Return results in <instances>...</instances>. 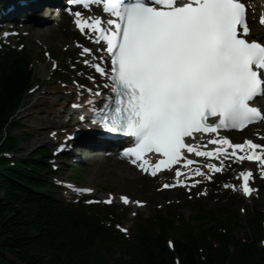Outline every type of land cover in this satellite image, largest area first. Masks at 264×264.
I'll use <instances>...</instances> for the list:
<instances>
[{
  "label": "snow or ice",
  "instance_id": "snow-or-ice-1",
  "mask_svg": "<svg viewBox=\"0 0 264 264\" xmlns=\"http://www.w3.org/2000/svg\"><path fill=\"white\" fill-rule=\"evenodd\" d=\"M70 3L85 8L103 4L104 12L114 17L103 20L97 15L85 19L80 11L75 12L80 31L87 28L93 33L91 39L98 44L105 41L106 53L110 54L109 64L92 65L107 81L104 87L108 91L80 85L92 93L83 100L90 109L87 116L84 112L79 116L83 126L98 125L109 133L134 137V146L125 149L124 155L134 157L132 163L140 162L145 172L151 169L152 175L181 161L192 165L194 161L185 155V150L220 160L219 165L208 162L207 167L214 172L223 170L226 158L238 163L245 159L261 162L264 170V144L247 138L242 143H233L219 131L243 129L250 123L264 121V111L252 103L264 95V42L248 38L251 28L246 0H70ZM261 22L264 23V16ZM90 52L92 49L84 48V54ZM83 62L91 63L89 59ZM205 133L214 135L206 137ZM205 140L215 147L202 150L200 141ZM149 152L160 154L155 164L145 158ZM188 171L203 174L209 180L213 178L201 167ZM180 175L176 169L177 184L185 183L179 179ZM239 176L243 179V192L250 195L252 170L240 171ZM122 199L129 202L128 196ZM106 202L112 203L111 194Z\"/></svg>",
  "mask_w": 264,
  "mask_h": 264
},
{
  "label": "trees",
  "instance_id": "trees-1",
  "mask_svg": "<svg viewBox=\"0 0 264 264\" xmlns=\"http://www.w3.org/2000/svg\"><path fill=\"white\" fill-rule=\"evenodd\" d=\"M29 62L23 52L0 51V264H264V245L234 236L233 215L206 226L159 214L128 240L84 205L55 199L47 149L5 154L20 150L10 128L31 84ZM254 223L262 237L260 217Z\"/></svg>",
  "mask_w": 264,
  "mask_h": 264
},
{
  "label": "rangeland",
  "instance_id": "rangeland-1",
  "mask_svg": "<svg viewBox=\"0 0 264 264\" xmlns=\"http://www.w3.org/2000/svg\"><path fill=\"white\" fill-rule=\"evenodd\" d=\"M258 1L261 3L262 0ZM45 6L44 4L41 7L45 8ZM40 9L42 10V8ZM43 14L44 13H41L40 15L43 18H48V14ZM50 18L52 20V17ZM73 21L71 16L64 15L60 21L53 20L51 22H54L52 25H55L57 30L59 27L64 29L71 28L74 23ZM32 27L33 26L28 23L22 24V29H12L20 38V41L18 40L17 43H15L16 38H18L17 36L13 38L8 37L13 46L19 47V42L24 44V48L31 57L33 80L34 83H36L31 92L24 98L21 107L17 110L16 116L19 122L18 125L10 128L11 134L20 137V155H26L30 152L38 151L39 149L49 148L53 155L56 153L57 156H60L61 159L52 158V160L59 168L56 177L61 181L62 187L75 184V186L72 187L75 188L77 186V189L88 187L92 189L91 192H78L74 190L71 196L76 199L82 196L99 198L111 194V196L119 199L120 202L123 196H128L132 202L141 201V208L137 209L135 215L132 217H130L131 208H125L123 204L117 205L118 203L115 204V206L118 207V211L115 213L116 216L112 215V217H110L108 215L110 219L107 224H109V222L120 223L122 224L120 227L126 228L127 231L129 230L128 234L132 233L137 223H141L142 219L156 213V209L159 208L169 211L175 216L181 214L182 219L190 223L192 220L193 224L206 223L212 226L219 225L222 214L234 212L239 216L240 223V226L235 229V236L240 239H248L250 237L256 238L254 232L251 229L248 230L246 227L248 224L247 219L251 211L256 207L264 211V183L260 184V186L257 185V191L254 193V196L246 197L241 195L235 190L239 182L236 177L239 170H236L235 163L225 166L222 171L214 172L210 170L209 174L213 176L210 180L202 175L206 184L196 189L192 188L191 190H185V192L177 190L171 194L163 188V182L160 187L165 191L159 190L161 192H157V187L154 183L156 181L155 179L145 175L141 176L122 167V165L126 166V163L120 164L121 162L110 161L105 158L100 159L98 157L94 159L92 158L93 156H89L91 152L84 150L82 147H79V151L82 150L80 155L83 157L80 162L74 163L68 154L64 155L57 151L58 146H56V142H59L61 137L53 136V138H51L52 134L48 131L49 127L46 126L52 117H37V115H40V108H42L40 105L42 104L33 105V103L37 99H51L52 96L43 93H50V90L53 88L62 91L64 89L62 85L71 84L75 79L80 82L90 80L89 73L91 71L85 69L89 77L82 73V70H84L83 67H85L83 62L85 59L79 57L81 52L80 46L64 51L63 47L64 44H67L66 41H64L62 45V43H58L55 37L51 39L39 38V36H36V31L32 32ZM28 29H30V33ZM41 33L40 31V34ZM73 39H79L82 43H89L84 36L77 34V32L67 40L68 43L74 41ZM3 40L5 41L6 38ZM84 57L88 59L87 55ZM46 61H56L57 64L55 68L50 70V65ZM90 68H92L91 65ZM45 72L46 75H44ZM239 139L240 137H238V140ZM52 142H55V145H53ZM75 146L78 147L79 145L75 144ZM77 158L78 155L75 159ZM89 158L92 160L91 163L86 161V159ZM246 163L249 164L248 162ZM195 180H198V175ZM225 185L229 186L226 187ZM232 185H235V187H231ZM66 191L67 190L63 193H66ZM104 198L107 201L109 197L106 198L104 196ZM115 198H112V201L118 202ZM132 208L134 210L136 209L134 207ZM100 209L105 210L104 207H100ZM124 212H128L126 218L123 217ZM195 219H199L200 222L195 221Z\"/></svg>",
  "mask_w": 264,
  "mask_h": 264
},
{
  "label": "bare ground",
  "instance_id": "bare-ground-1",
  "mask_svg": "<svg viewBox=\"0 0 264 264\" xmlns=\"http://www.w3.org/2000/svg\"><path fill=\"white\" fill-rule=\"evenodd\" d=\"M57 1L60 2L61 0H57ZM57 1H55V2H57ZM251 1H253V0H251ZM251 1L248 2L249 5H256L254 3L257 2L258 0L253 1V2H251ZM49 2H50V0H9L6 3V5L3 6V7H5L3 16L7 14L6 16L10 15V16H14L16 18H21V19L27 20L33 26L32 32L36 31V36H39V38H46V39H51V38L55 37L57 39L58 43H62V45H63V42L66 41L67 44H64V46H65L64 48L65 49L67 48V50L70 48H74V46L76 44H78V42H80L79 40H74V41L69 42V43L67 41L76 32H81L80 29L78 30L75 28V21H74V24L71 28L64 29L62 27H59L57 30H56V26L52 25V24H54V22H49V23L43 24V25H41L39 23H41L42 21H47V20L49 21V19H51L50 17H52V19L58 21L62 18V16L65 13L72 15L76 20V17H75L76 11H80L82 13V18L95 17L97 15L103 16V9L100 5H90L88 8H85L84 6H75V7H67L66 9L59 10V9H51L49 7V5H50ZM261 2H263V0ZM44 4L46 5L45 8L41 7ZM252 7H254V6H252ZM40 8H42V10ZM69 8L72 9L71 12H69L67 10ZM43 10H44V12H43ZM45 11H48L47 13H49V12L51 13V16L46 18V19L40 15L41 13L46 14ZM253 11H254V13H259L260 9L256 7V9L253 8ZM2 25L11 26L12 23H2ZM8 30L9 29L6 28L0 32V37H2V39H5L8 36L7 35V34H9ZM254 30L261 31V29L259 27H257L256 29L251 30L252 34H253ZM40 31L42 32L41 34H40ZM44 32H46V33H44ZM10 33H13V32H10ZM81 33H82V35L89 36V39H90V37L93 36V34L91 32H88L87 30H84ZM88 48L92 49V52H90L89 54L92 55L91 56L92 58H95L94 61H91L92 64H94V62H96V63L99 62L102 65L109 64L108 55H107L106 51L100 50L101 48L104 49L103 45L92 42ZM81 56H86L84 54V50L81 53ZM99 57H104V59L99 60ZM44 75H46V72ZM89 75H90V77L95 76L96 79L95 80L91 79L90 81H86L84 83L73 82L72 84H70L66 88H64L62 91L59 89L53 88L50 90V93H43L45 95H50V96H51V94H53L54 96H52L51 99H49V100H44V99L38 100L37 99L33 103V105H38L39 103L42 104V105H40V107H42V108H40L41 109L39 112L40 115L39 116L37 115V117H49V116L52 117V119H50L48 121V123L46 124V126L49 127L48 131L50 132V134L55 133V135H52L51 138H53V136H55V137L60 136L61 138H64V137H66L67 134L73 133V131L75 130V126L73 124H74V122L78 121V115L69 114V110L73 109V108H77V107L73 106L74 104H80L81 105V107H79L77 109L82 108L84 106L83 100L87 97L92 96V93L86 91V88H92L94 90L100 89L103 92L108 91V89L104 87V85L107 83V81L105 80L104 77L102 79V77L100 75H98V74L96 75L94 72H90ZM80 85H84V86H86V88H82V87H80ZM40 95H42V94H40ZM78 95L80 96V99H77ZM254 103L256 106H258L264 110V98L263 97L259 98V99H255ZM34 112H37V111L35 110ZM81 134L82 133L76 135L75 142L82 144V145H86V146H91V143H92L93 145L91 147H95L94 142H90L88 138H84V136H83L84 134L83 135H81ZM193 141L196 142L195 139H193ZM205 141H207V140H205ZM201 143H202V141H200V144ZM65 149H66V147H65ZM70 150H71V148L69 149V151ZM209 150H211V149H209ZM91 154L92 153H89V155H91ZM76 156H77L76 153L70 152L69 157L71 159H74L76 161L79 158L78 157L77 159H75ZM193 157H195L197 160H204V162H207L205 159L206 157H201V156L196 157L195 155H193ZM86 161L88 163L92 162V160L90 158L86 159ZM117 162H121L120 164L126 163L125 164L126 166L122 165V167L127 168L128 170H131V171L133 170L134 172L139 173V174L143 173L141 170L137 169V167L133 166L130 161H123V160L118 159ZM203 164H205V163H203ZM244 164H247V163L243 161L242 165H244ZM205 166L206 165H203V166L200 165L198 167H201L204 169ZM178 169L181 172L179 179H185V180L189 181V183H191V182L193 183L194 181H199V180H195L192 177H190L188 171L186 173L187 175L183 174L182 170L185 168L179 167ZM121 170H123V169H121ZM124 170H126V169H124ZM170 170L171 169H168L165 171H170ZM171 171H174V170H171ZM204 171L206 172L205 169H204ZM174 174H176V171H174ZM197 175L199 178L200 174H197ZM176 179L177 178L173 179V182H175ZM193 184H195V183H193ZM238 187H239V189L243 190L241 183H239ZM177 190H180L179 186H177V187L172 186V188L169 189L168 192L173 194ZM126 204H130L134 208H136V206H138L137 203L132 202L130 200Z\"/></svg>",
  "mask_w": 264,
  "mask_h": 264
}]
</instances>
